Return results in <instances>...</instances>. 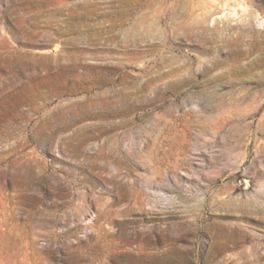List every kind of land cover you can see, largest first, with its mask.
Masks as SVG:
<instances>
[{
  "label": "rangeland",
  "instance_id": "obj_1",
  "mask_svg": "<svg viewBox=\"0 0 264 264\" xmlns=\"http://www.w3.org/2000/svg\"><path fill=\"white\" fill-rule=\"evenodd\" d=\"M0 264H264V0H0Z\"/></svg>",
  "mask_w": 264,
  "mask_h": 264
},
{
  "label": "bare ground",
  "instance_id": "obj_2",
  "mask_svg": "<svg viewBox=\"0 0 264 264\" xmlns=\"http://www.w3.org/2000/svg\"><path fill=\"white\" fill-rule=\"evenodd\" d=\"M163 159V158H162Z\"/></svg>",
  "mask_w": 264,
  "mask_h": 264
}]
</instances>
